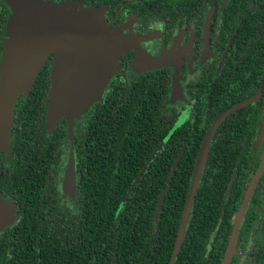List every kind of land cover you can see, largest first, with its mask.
Here are the masks:
<instances>
[{
	"label": "flooded vegetation",
	"instance_id": "1",
	"mask_svg": "<svg viewBox=\"0 0 264 264\" xmlns=\"http://www.w3.org/2000/svg\"><path fill=\"white\" fill-rule=\"evenodd\" d=\"M42 1L99 10L130 46L101 99L71 124L63 117L52 132L46 126L54 51L36 77L41 83L18 94L9 145H0V192L17 208L0 232V264H42L44 248L53 256L69 250L70 264L78 254L86 264L91 256L81 255L80 243H89L97 214L93 187H119L124 172L144 182L141 171L152 172L156 155L170 174L176 157L197 155L215 120L241 102L209 141L207 155L227 156L214 164L211 184L215 193L226 190L211 198L213 230L197 257L203 264H264V0ZM11 2L0 0V65ZM28 101L34 114L24 117L20 103ZM145 185H155L154 175ZM106 213L103 202L99 216Z\"/></svg>",
	"mask_w": 264,
	"mask_h": 264
},
{
	"label": "water",
	"instance_id": "2",
	"mask_svg": "<svg viewBox=\"0 0 264 264\" xmlns=\"http://www.w3.org/2000/svg\"><path fill=\"white\" fill-rule=\"evenodd\" d=\"M11 14L3 37L0 65V145H9L14 105L19 93L28 94L48 51L56 53L52 84L48 93L46 126L52 132L58 121L71 122L100 100L118 67L130 39L103 20L99 10L55 4L42 0H12ZM142 60V55H138ZM144 61H152L147 57ZM162 58L152 63L158 64ZM238 103L214 122L197 154L191 182L180 219L169 264L181 249L198 183L214 128ZM179 156L174 161L173 173ZM171 175L169 176V179ZM67 177L65 184L68 185ZM165 190L158 200L155 218L161 210ZM16 205L0 192V232L15 220ZM114 264V258L112 263Z\"/></svg>",
	"mask_w": 264,
	"mask_h": 264
},
{
	"label": "trees",
	"instance_id": "3",
	"mask_svg": "<svg viewBox=\"0 0 264 264\" xmlns=\"http://www.w3.org/2000/svg\"><path fill=\"white\" fill-rule=\"evenodd\" d=\"M40 83L38 79L35 85ZM20 106L21 109L18 108L20 115L30 117L34 114L29 101L25 104L20 103ZM24 123L29 130L31 122L25 120ZM127 147L132 148L128 145ZM222 148L223 144H221ZM174 157L171 156L172 160ZM196 157V153L182 156L179 162L177 161L178 165L173 173L169 174V170L164 169L163 163L159 165L163 157L156 155L153 157V165L151 164L152 172L148 174L141 171V176L145 177L144 182H137L135 179L132 181V177L130 179L126 177L130 174L124 172L123 185L119 187L94 186L93 208L97 210V214L92 216L91 232L87 236L89 243L83 240L80 243L83 251L81 255L84 256V251L88 250L91 256L86 264H111L112 258L114 264H169ZM223 157L227 158L221 151L210 152L207 155L185 228V237L174 264H203L198 259L197 253L200 246L205 245V239L213 230L214 211L210 207L211 198L213 195H223L226 190L221 189L220 193H215L216 188L211 184L214 173L217 172L214 164L218 161L219 165H223ZM132 162V156L128 157L126 154L123 156V165L129 166ZM148 175H154L155 185L152 187L145 185ZM170 175L169 182H166ZM163 190L165 195L156 219V208ZM103 202L107 209L106 217L99 216V208ZM5 254L4 250L3 256ZM57 255L63 258L59 264H70L69 250L55 251L54 256ZM54 256L52 250L44 248L41 256L42 264H49ZM80 263L84 262L79 259L78 254L75 256L74 264Z\"/></svg>",
	"mask_w": 264,
	"mask_h": 264
}]
</instances>
